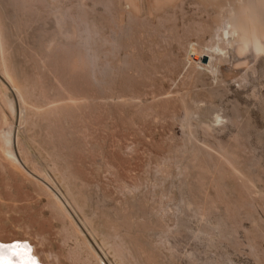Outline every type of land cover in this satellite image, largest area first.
I'll return each mask as SVG.
<instances>
[{
	"label": "rangeland",
	"instance_id": "obj_1",
	"mask_svg": "<svg viewBox=\"0 0 264 264\" xmlns=\"http://www.w3.org/2000/svg\"><path fill=\"white\" fill-rule=\"evenodd\" d=\"M0 42L26 120L0 97V128L27 147L0 157L6 240L45 264H97L87 239L104 264H264V0H0Z\"/></svg>",
	"mask_w": 264,
	"mask_h": 264
},
{
	"label": "bare ground",
	"instance_id": "obj_2",
	"mask_svg": "<svg viewBox=\"0 0 264 264\" xmlns=\"http://www.w3.org/2000/svg\"><path fill=\"white\" fill-rule=\"evenodd\" d=\"M2 45L3 44H1V42H0V55H2L3 53H2V50H3V48H1L2 47ZM2 53V54H1ZM2 58V57H1ZM7 74V73H6ZM4 75V74H3ZM8 76V75H7ZM3 77V76H2ZM8 79H9V77H8ZM7 82H9V80L7 81ZM11 82V81H10ZM10 83H8V85H9ZM11 85H12V82H11ZM14 88V90H15V92H16V95H17V97L19 98V99H22V98H20L21 97V94H20V92L18 91V89H16V87L15 86H13L12 87V89ZM7 89H8V87H7V85H6V83H4L2 80H0V97H1V99H2V101L4 102V106H5V108H7L8 110H9V112H10V114L12 115V118H13V120H15L14 118H16V125H22L23 124V121L25 120L24 119V112H23V107H20L19 109H21L22 108V110L20 111V113H18V111L17 110H19V109H17L16 110V107H15V103H14V99H12L11 97H10V95L7 93L8 91H7ZM9 90V89H8ZM7 91V92H6ZM22 104V103H21ZM25 104V103H24ZM13 120L11 121V123H8V126L7 127H3V129H1L0 128V152H1V156L0 157H3L5 160H7V162H10L11 163V165L13 164H15V165H18L19 167H21V169L22 168H24V162H25V160H24V162L20 159V157L18 156L19 155V152L20 153H22L24 150H25V148L24 147H26V146H24L23 147V145H22V142L20 141V136L18 135L19 134V132H17V131H15V125H14V123L15 122H13ZM26 121V120H25ZM24 121V122H25ZM21 128V127H20ZM21 134V133H20ZM15 146L17 147V149L19 150V152H18V150L15 148ZM27 148V147H26ZM15 149L17 150V153H16V151H15ZM27 155V154H26ZM29 155V154H28ZM36 156V155H35ZM34 156V157H35ZM26 159H28V158H26ZM35 159V158H34ZM37 160H38V158H37ZM36 160V161H37ZM2 161H4L3 159H1V163H2ZM27 161H29V160H27ZM36 161H35V163H36ZM39 162V161H38ZM4 163H5V161H4ZM4 163H2V164H4ZM24 163V164H23ZM33 163V162H32ZM8 165V164H7ZM44 165V164H43ZM4 166H6V165H4ZM18 166L16 167L15 166V168H18ZM27 166V165H26ZM25 166V167H26ZM36 166H37V163H36ZM42 166V165H41ZM1 167H2V165H1ZM13 166H11V168H12ZM6 168V167H5ZM43 168H44V166H43ZM4 169V168H3ZM2 169V170H3ZM42 169V168H41ZM6 170H8V169H6ZM40 170V169H39ZM12 171V170H11ZM25 171H27L26 169H25ZM24 171V172H25ZM7 172V171H6ZM30 172V171H29ZM41 172V171H40ZM33 173V172H32ZM27 175H28V173H27ZM30 175V174H29ZM39 175V174H38ZM42 175V174H41ZM35 178V177H34ZM47 180H48V178H47ZM50 180V179H49ZM51 181H52V179H51ZM54 186H55V183H54ZM54 189V188H53ZM52 189V190H53ZM47 190H48V192L50 191L51 192V196L53 195V199L55 200V202H54V206L56 205V204H60L59 206H58V208H60V210H61V212H62V210H63V212H66L67 214H68V207L66 206L67 205V201H66V205L62 202V199H63V197L64 196H62L61 197V194L60 193H56V192H53V191H51V189L49 188L48 189V187H47ZM58 190H60V189H58ZM50 194V193H49ZM60 195V196H59ZM64 195V194H63ZM62 199H61V198ZM66 197V196H65ZM5 198V197H4ZM1 199H2V195H1V193H0V202L2 203V201H1ZM66 199V198H65ZM4 201V200H3ZM53 201V200H52ZM64 201V200H63ZM69 202V201H68ZM0 203V204H1ZM53 203V202H52ZM70 205V204H69ZM72 205V204H71ZM56 208V212H58L59 210L57 209V207H55ZM73 208V207H72ZM71 208V209H72ZM52 209V208H51ZM53 209H54V207H53ZM74 209V208H73ZM53 211H55V210H53ZM61 212H59V213H61ZM7 213L8 212H5V211H3L2 209H1V207H0V215H2V216H6L7 217ZM65 213V214H66ZM76 213V212H75ZM67 214H66V217H67ZM60 215V214H59ZM61 215H62V213H61ZM60 215V216H61ZM63 217H64V214H63ZM65 217V218H66ZM69 217H72V215L69 213ZM61 218V217H60ZM73 218V217H72ZM7 219V218H6ZM71 219V218H70ZM4 220H5V218H4ZM79 220V219H78ZM7 221V220H6ZM2 222V221H1ZM0 222V264H45V262H43L42 260H41V258L39 257L40 255L38 254V253H36L35 252V250H34V246H33V244L31 243V242H29V240L28 239H15V240H11V241H9V240H6V234H7V228L3 225V224H5V223H1ZM86 222V221H85ZM79 224V223H78ZM71 225V224H70ZM84 225V224H83ZM24 226V228L26 229V232L27 231H30L31 229H32V225L31 224H25V225H23ZM41 226V225H40ZM90 226V225H89ZM91 228V227H90ZM39 231V230H38ZM41 232V231H40ZM90 232V231H89ZM28 233V232H27ZM30 233V232H29ZM41 233H43V232H41ZM80 233H82V230H81V232ZM35 234H36V236H39V237H41V243L43 242V239H45L44 238V236H42V234H40L39 232H37V229H36V231H35ZM78 234V233H77ZM82 235V234H81ZM90 236H91V234H89ZM74 236H75V234H74ZM83 236H84V234H83ZM46 237V236H45ZM47 238V237H46ZM13 239V238H12ZM40 239V238H39ZM77 239V238H76ZM87 239V238H86ZM92 239V238H91ZM48 240V239H47ZM88 240L89 239H87L86 241H85V246L84 247H86L88 250H90L91 252H93V254H94V256L97 258V264H104V261H103V258H102V256L101 257H99L98 256V251H95L94 249L95 248H93L94 246L93 245H91V243L90 242H88ZM95 241V240H94ZM102 244V243H101ZM84 245V244H83ZM93 246V247H92ZM79 248V247H78ZM100 248V247H99ZM86 249V250H87ZM101 250V249H100ZM81 252H82V249H81ZM88 252V251H87ZM91 252H89V254L91 253ZM97 252V253H96ZM87 255V254H86ZM106 255V254H105ZM90 256V255H89ZM91 256H92V253H91ZM107 256V255H106ZM81 257H82V255H81ZM88 256H86V259H88L87 258ZM104 257V256H103ZM118 257V256H117ZM122 260H123V258H122ZM84 261V260H83ZM86 261V260H85ZM88 263V262H87ZM96 263V262H95Z\"/></svg>",
	"mask_w": 264,
	"mask_h": 264
},
{
	"label": "water",
	"instance_id": "obj_3",
	"mask_svg": "<svg viewBox=\"0 0 264 264\" xmlns=\"http://www.w3.org/2000/svg\"><path fill=\"white\" fill-rule=\"evenodd\" d=\"M206 60H207V58H206V57H204V58H203V62H206Z\"/></svg>",
	"mask_w": 264,
	"mask_h": 264
}]
</instances>
